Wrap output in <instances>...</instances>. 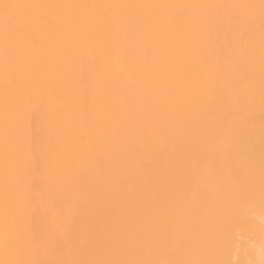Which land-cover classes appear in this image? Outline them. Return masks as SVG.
<instances>
[{"label": "bare ground", "instance_id": "6f19581e", "mask_svg": "<svg viewBox=\"0 0 264 264\" xmlns=\"http://www.w3.org/2000/svg\"><path fill=\"white\" fill-rule=\"evenodd\" d=\"M0 264H264V0H0Z\"/></svg>", "mask_w": 264, "mask_h": 264}, {"label": "snow or ice", "instance_id": "6c2138e0", "mask_svg": "<svg viewBox=\"0 0 264 264\" xmlns=\"http://www.w3.org/2000/svg\"><path fill=\"white\" fill-rule=\"evenodd\" d=\"M16 7L14 5H5V8Z\"/></svg>", "mask_w": 264, "mask_h": 264}]
</instances>
